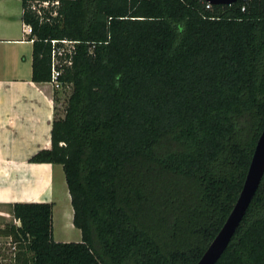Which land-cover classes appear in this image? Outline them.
<instances>
[{
	"label": "trees",
	"instance_id": "trees-1",
	"mask_svg": "<svg viewBox=\"0 0 264 264\" xmlns=\"http://www.w3.org/2000/svg\"><path fill=\"white\" fill-rule=\"evenodd\" d=\"M43 1L58 3L43 18L22 3L31 81L66 40L71 92L29 162L62 166L81 241H54L53 204L15 203L9 264H197L264 130V0ZM216 264H264V175Z\"/></svg>",
	"mask_w": 264,
	"mask_h": 264
},
{
	"label": "crops",
	"instance_id": "crops-1",
	"mask_svg": "<svg viewBox=\"0 0 264 264\" xmlns=\"http://www.w3.org/2000/svg\"><path fill=\"white\" fill-rule=\"evenodd\" d=\"M22 3L0 0V207L51 203L54 241L80 242L62 166L29 162L50 148L56 93L49 83L31 81L32 42L21 21Z\"/></svg>",
	"mask_w": 264,
	"mask_h": 264
},
{
	"label": "water",
	"instance_id": "water-1",
	"mask_svg": "<svg viewBox=\"0 0 264 264\" xmlns=\"http://www.w3.org/2000/svg\"><path fill=\"white\" fill-rule=\"evenodd\" d=\"M204 2L212 5L230 6L236 4L241 0H203ZM264 175V130L261 133L258 142L256 144L253 157L246 175L243 188L239 195V198L227 218L225 224L221 228L218 235L210 244L206 252L203 254L197 264H216L224 252L235 234L242 218L244 217L252 198L260 184V181Z\"/></svg>",
	"mask_w": 264,
	"mask_h": 264
},
{
	"label": "built area",
	"instance_id": "built-area-1",
	"mask_svg": "<svg viewBox=\"0 0 264 264\" xmlns=\"http://www.w3.org/2000/svg\"><path fill=\"white\" fill-rule=\"evenodd\" d=\"M57 2H34L31 5V10L40 18H43L44 12L43 10L49 9L51 7L57 6ZM206 8H210V4L206 5ZM244 10V7L242 8ZM55 16V13L51 14ZM25 34L31 35L32 30L31 27L25 25ZM73 45L71 42L66 40H53L51 41V76L50 81L48 82L49 85L52 87L53 90L59 91L62 90L63 85L59 81V78L62 75V66H69L71 65V57L73 54ZM15 249V247H14Z\"/></svg>",
	"mask_w": 264,
	"mask_h": 264
},
{
	"label": "rangeland",
	"instance_id": "rangeland-1",
	"mask_svg": "<svg viewBox=\"0 0 264 264\" xmlns=\"http://www.w3.org/2000/svg\"><path fill=\"white\" fill-rule=\"evenodd\" d=\"M25 49V48H23ZM23 49L21 53H23ZM26 55L30 51V47L26 46L25 49ZM24 53V54H25ZM58 95L55 96V104H56V115L61 118L64 116V108L67 104L68 96L70 95L71 89L70 87H66L63 91L59 90ZM16 224L18 223L13 220L11 216L10 207H0V227H3L6 224ZM14 254V246L11 243L9 238L0 237V264H9L13 258Z\"/></svg>",
	"mask_w": 264,
	"mask_h": 264
}]
</instances>
